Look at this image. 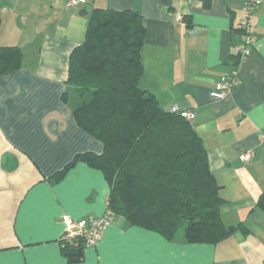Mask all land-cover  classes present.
<instances>
[{"label":"crops","instance_id":"crops-1","mask_svg":"<svg viewBox=\"0 0 264 264\" xmlns=\"http://www.w3.org/2000/svg\"><path fill=\"white\" fill-rule=\"evenodd\" d=\"M245 0H0V46H17L21 67L0 75V264H70L59 242L66 219L106 214L110 187L101 171L78 162L102 144L76 124L65 103L68 57L93 8L134 10L144 19L139 86L161 108L194 114L224 200L225 225L240 230L216 245L188 244L111 221L74 264H264V1L251 16L255 42L242 59L238 35ZM237 63V64H236ZM236 70L221 100L209 92ZM253 154L248 163L239 155ZM243 229V230H242Z\"/></svg>","mask_w":264,"mask_h":264},{"label":"trees","instance_id":"trees-1","mask_svg":"<svg viewBox=\"0 0 264 264\" xmlns=\"http://www.w3.org/2000/svg\"><path fill=\"white\" fill-rule=\"evenodd\" d=\"M240 34L238 28L239 39ZM145 37L137 11L93 8L87 13L84 39L68 57L61 98L65 103L77 99L72 108L76 124L103 150L77 154L50 179L59 181L76 163H85L101 171L109 184L106 213L111 221L123 219L168 240L216 245L242 224L223 223L220 186L191 122L161 108L139 86ZM22 59L17 46H0V75L17 71ZM254 207L264 211V191ZM59 242L68 263L81 261L82 239Z\"/></svg>","mask_w":264,"mask_h":264},{"label":"built area","instance_id":"built-area-1","mask_svg":"<svg viewBox=\"0 0 264 264\" xmlns=\"http://www.w3.org/2000/svg\"><path fill=\"white\" fill-rule=\"evenodd\" d=\"M82 0H70V5L77 6ZM264 0H245L242 4L243 17L240 20L239 28L241 30L240 41L242 45V59L248 57L252 51V45L255 42L251 26V16L254 11L263 3ZM237 72L234 70L231 73V78H222L216 84L213 90L209 92V96L213 100H221L232 90L236 85ZM171 112L179 114L181 117L191 121L194 119V114L180 109L178 104L171 107ZM251 152H245L239 155L240 161L248 163L252 159ZM111 224V218L106 213L104 216L83 218L79 220L66 219L64 223L61 239L67 242H73L75 239H82L85 248L93 247L101 240L104 231Z\"/></svg>","mask_w":264,"mask_h":264},{"label":"rangeland","instance_id":"rangeland-1","mask_svg":"<svg viewBox=\"0 0 264 264\" xmlns=\"http://www.w3.org/2000/svg\"><path fill=\"white\" fill-rule=\"evenodd\" d=\"M183 234V232H182V230L179 232V235H182Z\"/></svg>","mask_w":264,"mask_h":264}]
</instances>
